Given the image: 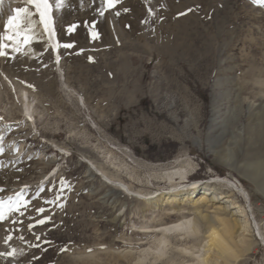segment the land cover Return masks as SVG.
<instances>
[{
	"label": "rangeland",
	"instance_id": "374dc122",
	"mask_svg": "<svg viewBox=\"0 0 264 264\" xmlns=\"http://www.w3.org/2000/svg\"><path fill=\"white\" fill-rule=\"evenodd\" d=\"M100 6L64 0L53 7L58 44L72 45L58 47L61 72L38 24L22 51L8 47L0 56V200L19 192L27 201L0 220V254L14 252L0 255V264H160L149 249L159 226L181 215L205 224L201 216L216 215L210 202L176 200L170 208L158 198L147 205L94 166L156 193L167 183L150 174L177 162L192 165L186 187L228 177L249 191V201L235 196L248 212L250 237L259 238L252 220L264 234V192L243 168L264 159L263 151L246 149L247 128L264 102V7L251 0H121L101 16ZM12 8L0 9V33ZM20 92L32 99V119L20 111ZM216 152L231 155L234 169ZM180 205L183 214L175 212ZM204 236L201 228L191 235L197 243ZM241 261L264 264V244Z\"/></svg>",
	"mask_w": 264,
	"mask_h": 264
},
{
	"label": "bare ground",
	"instance_id": "6f19581e",
	"mask_svg": "<svg viewBox=\"0 0 264 264\" xmlns=\"http://www.w3.org/2000/svg\"><path fill=\"white\" fill-rule=\"evenodd\" d=\"M7 5L13 8L27 6L29 11L33 13L43 40L56 60H58V69L61 72L59 49L58 47L55 51L52 49L53 44H58L54 20L53 30L55 36L49 38V36L44 33L42 26L39 25V15L36 13L35 8L32 5H26V0H5L4 6ZM20 94H22V92H20ZM23 94L27 95L26 92ZM30 102L32 103V99L30 101L27 95V100L24 105L27 113H31L30 107L32 104H30ZM259 106L257 121L250 123L247 128L246 149L248 152H251L250 154H253L256 150L264 152V102ZM20 111H22V109H20ZM6 120L9 121L10 119L6 118ZM55 147L59 148L61 151H65V148L59 145L55 144ZM216 156L222 161H225L227 163L226 165L234 169L233 162L232 164L230 163L231 155H224L222 152H216ZM89 163L91 166L93 165L92 161ZM94 167L96 169L95 172L101 174V176L111 184L117 185L120 191L125 192L128 196L144 200L146 204L150 206H156L158 198L164 200V203L170 208L175 206L174 202H176V200L181 202L192 200L204 204L210 202L214 206L216 213L213 217L214 219L209 217L206 219L204 216H201L202 219L206 220L205 224L197 220L192 221L190 219H185V217L181 215L180 219L159 226L157 228V235L159 236H157L153 245L149 248L152 253L151 258L153 261H158L160 264H240V262H242L241 260H243L246 255L250 252H256L259 241L264 244V234L261 232L254 218L252 221H254L253 223L256 225L255 229H257L256 231L259 238L250 237L252 235V228L248 212L245 205L235 196V193H237L244 200L249 201V191L247 192L241 183L237 184L228 177H216L215 180L212 181L214 184L204 183L202 187L194 189L190 186L186 187L182 183L188 181L190 177L188 175H190V171H192V165L189 163L180 164L177 162L174 167L166 169L164 172H154L150 174L155 183H167L165 190L156 193L159 188L154 191L143 190V188L136 189L133 188L131 184L125 183L118 176H108L109 174L107 175L102 168ZM117 167L120 171L123 167L122 163L120 162ZM263 167L264 159L262 156H258L244 165L243 173H245L251 181L255 182L258 187L257 189L264 192ZM130 177L131 175L129 178ZM141 181L142 180H140V182ZM217 183L225 185L227 190L225 188V192L220 191ZM175 212L183 214L185 212L183 205L178 206ZM200 228L203 229V233L205 234L201 240L202 244L201 241L197 243L198 240L191 237V235L198 232ZM173 238L174 241L172 242ZM170 245L171 247H168ZM168 252L171 254L168 256L167 261L164 262L162 257Z\"/></svg>",
	"mask_w": 264,
	"mask_h": 264
},
{
	"label": "snow or ice",
	"instance_id": "6c2138e0",
	"mask_svg": "<svg viewBox=\"0 0 264 264\" xmlns=\"http://www.w3.org/2000/svg\"><path fill=\"white\" fill-rule=\"evenodd\" d=\"M121 0H101V6L97 9V12L103 16L106 9H111L114 5L119 4ZM5 0H0V9L3 8ZM251 3L254 5H259L264 7V0H251ZM26 5H32L35 8L36 13L39 15V25L42 26L44 33H46L49 38L55 36L53 30V15L52 9L55 7L59 10L64 6V0H55L54 5L49 3V0H26ZM128 11V9H124ZM149 15H152L151 9L148 11ZM119 15V12L116 13ZM33 13L29 11L27 6L24 7H15L11 9V14L7 16V19L4 21L3 33H0V56L7 55L5 48L14 47V51L20 52L24 45L28 44L31 40L36 39V30L37 22L32 19ZM95 21H93V25ZM76 28V25L73 24L68 27V32H72ZM90 37L92 39H97L98 34L94 29H90ZM12 41L11 44H6L5 41ZM72 47L71 44L58 45L53 44L52 49L55 51L57 47ZM91 59V58H90ZM31 87V86H30ZM21 204L27 205V201H24L21 193L17 192L15 194V199L13 197H7L5 200H0V220L6 218V214L12 211H17ZM37 212H43V208L36 210ZM49 217L45 216L43 219L36 221L37 224H44ZM31 228V225H29ZM11 237H6L5 242ZM14 252H8L6 254L0 255H13Z\"/></svg>",
	"mask_w": 264,
	"mask_h": 264
}]
</instances>
